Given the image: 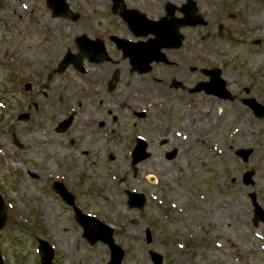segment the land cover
<instances>
[{"label": "rangeland", "instance_id": "374dc122", "mask_svg": "<svg viewBox=\"0 0 264 264\" xmlns=\"http://www.w3.org/2000/svg\"><path fill=\"white\" fill-rule=\"evenodd\" d=\"M196 1L210 24L192 29L194 67L231 62L225 65L230 88L264 105V0ZM101 2L96 1L99 8L107 6ZM70 4L94 9L87 0ZM59 19L44 0H0V192L15 212L1 236L5 263L40 264L36 237L54 245L55 264L107 263L108 249L82 238L71 209L51 188L53 180L65 178L74 189L82 185L81 208L114 227L117 243L126 250L123 264H152L149 250L162 254L164 264H264V223L253 224L249 197L255 193L264 208V119L239 101L202 93L180 97L168 83L158 82L165 72L172 75L164 67L136 83L128 80L129 88L121 84L113 93L95 94L91 86L64 77L72 70H56L82 22L76 17L67 34ZM220 23L225 32L218 37ZM16 77L22 79L17 92ZM34 77L36 86L26 92L24 84ZM201 80L195 74L188 85ZM110 97L114 116L124 113L127 118L104 157L110 139L93 129L101 121L122 125V118L119 122L100 114L102 120L92 125V114ZM133 101L148 118L133 114L128 106L132 102L136 110ZM74 111L69 129L57 132ZM21 115L28 119L20 120ZM135 133L149 142L151 158L141 163L137 178L131 172L121 183L130 169L126 157ZM90 149L98 154L85 160L83 153ZM241 149L253 151L247 163L237 156ZM170 152L172 161L165 158ZM248 170L255 172L251 187L242 184ZM124 186L146 194L143 212L128 208ZM36 224L43 226V234L39 228L32 233Z\"/></svg>", "mask_w": 264, "mask_h": 264}, {"label": "flooded vegetation", "instance_id": "af4514ba", "mask_svg": "<svg viewBox=\"0 0 264 264\" xmlns=\"http://www.w3.org/2000/svg\"><path fill=\"white\" fill-rule=\"evenodd\" d=\"M94 6V9L89 10L83 8L79 5L78 12L82 22L80 26L77 25L76 31L74 33L75 41L72 46V51L75 55L78 56L83 61L85 67L84 72L75 70L80 80L95 86L96 92H101L105 94H110L111 86L113 85L115 75L119 76L117 85H121L128 80H133L136 78H141V73L135 72V65L137 64L134 61L135 58L127 56L124 51H121L117 47V42L114 37H119L130 42H138L141 47V43H146L155 38V28H152L149 22H158L163 18L167 17L172 18H181V8L186 3V0H182L180 4L177 3L178 0H123V4L126 10H133L136 13H127L128 17L123 16V9L116 7L113 3V0H102L106 3L107 6L99 8L96 5L97 0H88ZM102 2L99 4L101 6ZM174 6L177 9L178 14H173L169 16L168 7ZM178 6V7H177ZM82 7V8H81ZM82 11H85L82 13ZM119 13V14H115ZM66 27V24H62ZM176 32L183 36L182 44L178 48L176 46V41L174 39L169 40L162 44L161 50L162 53L166 55L167 62L157 63V67L168 68L172 72L171 77H167V72L164 73V77L160 80V83H168L173 85V81H179L182 86L176 92H181L186 96H192L189 93V90L193 87L194 82L191 85H188L190 79L196 74L202 75L200 71L195 72L193 70L194 64L192 61V52H194V47L192 43V28L190 26L179 27L178 24L175 25ZM73 29L74 26L71 25ZM86 36L93 43V50L95 53H98L99 48L104 50L106 60L104 56H100L99 59L104 61L100 62L95 60L90 62L87 56L82 52V40ZM141 53V50H140ZM231 62H222L221 66L224 68L223 76L226 77L225 65L230 64ZM155 66V67H156ZM141 68V65L139 66ZM206 68H214L206 66ZM126 78H125V77ZM228 80V79H227ZM172 90V88H170ZM237 95L236 93H234ZM185 95H180V97H185ZM239 96V95H238ZM112 98H106V104L100 102L93 111L95 117H92V125L96 123V119H101V115L105 117H113L115 121L121 120L122 125L119 126H110L108 121H101L98 124V128L93 129L94 132H102L103 139H110L109 143L106 145V149H113L111 144L114 142L113 137L119 135L123 128V121L127 118V115L122 113L121 117L114 116L113 106L110 105ZM137 102V101H133ZM95 105L94 101H91ZM139 106L141 104L137 102ZM126 108V106L124 105ZM133 107H129L133 113L135 110ZM124 109L123 106L120 110ZM101 114V115H100ZM112 120V121H113ZM114 121V122H115ZM127 123L124 122V124ZM125 126V125H124ZM126 127V126H125ZM123 133V132H121ZM117 142V141H116ZM84 155H88V152L85 151Z\"/></svg>", "mask_w": 264, "mask_h": 264}, {"label": "water", "instance_id": "95a60500", "mask_svg": "<svg viewBox=\"0 0 264 264\" xmlns=\"http://www.w3.org/2000/svg\"><path fill=\"white\" fill-rule=\"evenodd\" d=\"M194 17L193 24L197 25L198 23H201V21H197ZM207 74L211 77L210 82L208 83H201L199 84L195 89L194 92H200L205 91L207 94H213L216 96H219L224 99H231L233 100V97L229 95V93L225 89V82L220 78V71L219 70H212L207 71ZM245 104L249 105L253 110L255 111V114L257 117L264 118V106L258 104L255 99L246 100L244 101ZM71 120V119H70ZM67 121L65 125L63 126L65 129L68 127L71 123V121ZM145 147L141 146L140 149H137V151L141 154V160L149 157L148 154L145 153ZM252 153V150H241L238 152V155L243 158L245 162L249 160V157ZM255 172L254 171H248L243 176V183L246 186L254 185L253 182V176ZM254 207H255V214L256 219L254 220V224L258 226L259 221L264 222V210L258 205L257 198L255 194L250 195ZM145 206V197L141 195L140 201H139V207L142 209ZM6 213L7 209L4 204L3 198L0 195V231L4 227L6 223ZM77 218L81 223H86L87 219L84 218V216L77 210ZM93 220V219H91ZM92 222L95 223L96 228V235L101 234L100 238H102L105 242L109 243L113 250H116L117 248L113 246V239L112 235L113 232L109 228L105 227L103 224L99 223L97 220H93ZM97 239H94L96 241ZM151 258L154 261L155 264H162L163 263V257L155 252H150ZM122 257L120 256L117 261L114 264H121ZM0 264H3L0 258Z\"/></svg>", "mask_w": 264, "mask_h": 264}]
</instances>
